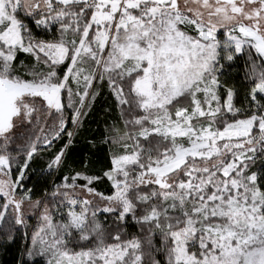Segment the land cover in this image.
Here are the masks:
<instances>
[{"label": "snow or ice", "instance_id": "1", "mask_svg": "<svg viewBox=\"0 0 264 264\" xmlns=\"http://www.w3.org/2000/svg\"><path fill=\"white\" fill-rule=\"evenodd\" d=\"M105 93L107 164L67 165ZM0 233L20 264H264V0H0Z\"/></svg>", "mask_w": 264, "mask_h": 264}, {"label": "trees", "instance_id": "2", "mask_svg": "<svg viewBox=\"0 0 264 264\" xmlns=\"http://www.w3.org/2000/svg\"><path fill=\"white\" fill-rule=\"evenodd\" d=\"M243 74L244 61L242 59H238L235 65L226 67L225 69L226 78L238 84L242 82ZM117 119L118 117L111 97L107 96L106 93L98 97L92 111L84 121V126L77 136L75 144L68 154L66 164L79 168L82 162H88L91 171H96L106 165L108 162L107 146L98 144L96 147H93L89 141L98 140L104 134L105 124ZM49 155L50 153L43 154L32 165L37 171L32 174L29 185L34 188L36 196H39L45 188L50 187L52 180L59 181L61 175L66 171V168H62L60 173L55 176H48L41 172L40 169L44 168ZM31 222L33 221L30 219ZM24 246V242L20 239L19 235H17L15 242L0 241V264H20L22 259L21 252ZM23 259L27 260V257ZM40 264H44L42 259L40 260Z\"/></svg>", "mask_w": 264, "mask_h": 264}]
</instances>
